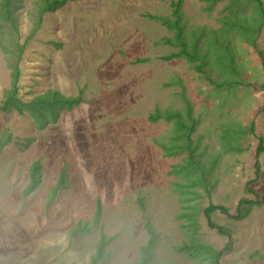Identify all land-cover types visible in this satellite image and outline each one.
Listing matches in <instances>:
<instances>
[{"label":"rangeland","instance_id":"374dc122","mask_svg":"<svg viewBox=\"0 0 264 264\" xmlns=\"http://www.w3.org/2000/svg\"><path fill=\"white\" fill-rule=\"evenodd\" d=\"M39 1L18 2V37L0 28L1 41L24 44ZM178 1L188 41L205 28L216 31L212 48H224L227 2L208 9V0H66L25 44L15 88L16 53L0 47V264H138L150 242L148 264H207L177 249L189 232L180 227L176 184L188 175L173 169L188 152L165 157L158 144L184 143L186 130L174 119L152 122L159 112H177L188 126L194 119V152L211 168L199 196L186 192L199 212L195 238L225 248L221 264H264V152L256 154L264 143V24L256 47L231 27L235 67L225 77L237 83L219 88L211 82L222 75L208 80L197 58L166 59L182 51L177 29L151 16L173 24ZM241 5L253 13V4ZM203 63L208 72L212 59ZM14 89L21 103L49 91L81 102L37 121L4 105ZM245 199L260 204L236 219ZM211 204L227 209L211 219L228 235L209 227L202 210Z\"/></svg>","mask_w":264,"mask_h":264},{"label":"trees","instance_id":"16d2710c","mask_svg":"<svg viewBox=\"0 0 264 264\" xmlns=\"http://www.w3.org/2000/svg\"><path fill=\"white\" fill-rule=\"evenodd\" d=\"M20 0H0V28L11 27L12 32L15 36L18 37L19 30L15 24V12L14 8L18 5ZM66 0H40L39 11L37 15V21L31 30L30 36L26 38L24 44H20L16 42V49H12V45L10 42H4L0 40V47L7 54V56H13L16 53V64L11 65V77L13 79V87L17 84L20 72L18 68V63L22 58L23 49L25 44L28 42L32 35L36 33V31L40 27V23L42 21V16L45 12L51 11L55 7H59ZM227 2L224 10L227 11L229 16H224L221 20L223 30L220 31V41L224 48L215 47L212 48L211 39L214 37L216 31L212 33H206L205 28H199L194 30L193 41L189 42L185 35H183L181 29V22L183 18V14L180 10L181 1L176 2V9L174 11V22L171 24L168 18L151 16V18L155 20H161L164 24H168L169 29H177V34L180 39L181 52L173 53L166 57V59H172L175 57H180L181 55H185L188 58H197L199 64L197 65V69L199 73L203 74L208 80H211L210 74H216L219 78L222 75V81H213L212 84L216 85L219 88L230 86L232 87L237 83V80L226 78L225 73L230 67H235L234 61V53L231 48V39L229 38V33L231 27L235 26L240 28L243 32L248 33V44L251 47H256V38L255 35H258L261 31V28L264 24V8L262 0H208L207 8H212L215 4L219 2ZM241 2H247L250 5L253 4L254 8L253 13L251 15L243 13L242 5L241 9L238 8V4ZM238 13H241L240 15ZM263 19V21H259ZM197 32V33H196ZM201 44V45H200ZM200 53V55H199ZM262 62L264 63V52H261ZM209 59H212V64L209 68L208 72H204L203 68L205 67V63L208 62ZM230 65V66H229ZM229 66V67H226ZM217 69V70H215ZM15 89L14 92H10L6 97V102L4 105L9 104V106L13 107L19 113H22L24 110L31 112L32 115L36 118L37 121H43L42 119H46L48 115L53 114L54 120H56V116L59 114L61 109L67 108L70 109L73 106L79 104L81 102V95L72 98L65 97L59 94L58 91H49L44 96H39L31 99L27 103H21L19 100L16 101L15 98ZM16 102V103H15ZM191 116V115H190ZM193 118V117H192ZM149 119L152 122H157L161 119L165 121H171L174 119L177 122V125L180 129H185L183 133L180 135L185 139L184 143L178 144L174 139L171 143L168 144H158V147L163 151V155L165 157H173L182 152H188L187 159L184 160L181 164L175 165L173 169L174 172H183L186 176L183 181L178 182L176 192L179 194V201L181 203L180 211L178 214L179 219H181V226L183 230H187V240L183 242L181 246L177 249L180 252H184L191 258H198L207 264H221L220 258L222 254L225 252V248L220 251H215L211 249L209 246H206L200 243L199 240L195 238V233L199 230V212H195L186 202L188 197L186 196V192L189 191L190 194H194L195 196H199L200 193L195 189L196 186H208V175L210 173L211 168H208L206 164L202 163L198 160V156L196 152H194L195 148L193 147L192 140L190 138V133L193 131L194 125L193 120H191L190 126L183 121V119H179L177 112L174 114H169L159 112L156 115H150ZM223 146L228 145L226 142L221 143ZM3 145H0V151ZM264 152V143L260 139L258 142V146L256 149L257 156H260L261 153ZM172 172V171H171ZM63 177V174L61 175ZM260 202L253 200H241L236 207V219L243 218L247 213L251 210V207L254 205H259ZM98 211V210H97ZM221 211L223 213H228L227 209L221 205H209L203 208L202 213L205 216L208 225L210 228L216 229L219 234L228 235L223 227L216 225L213 223L211 219V215L213 212ZM96 217L99 215V211L96 212ZM152 247V242L148 244L146 248H143L144 256L138 264H148L147 260L150 256V253L147 252Z\"/></svg>","mask_w":264,"mask_h":264},{"label":"crops","instance_id":"0c3cea01","mask_svg":"<svg viewBox=\"0 0 264 264\" xmlns=\"http://www.w3.org/2000/svg\"><path fill=\"white\" fill-rule=\"evenodd\" d=\"M11 225V224H10Z\"/></svg>","mask_w":264,"mask_h":264}]
</instances>
